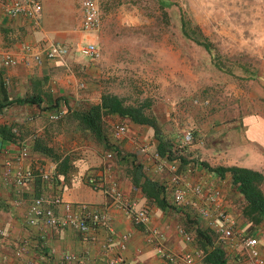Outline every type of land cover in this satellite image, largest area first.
Listing matches in <instances>:
<instances>
[{
	"label": "crops",
	"instance_id": "0c3cea01",
	"mask_svg": "<svg viewBox=\"0 0 264 264\" xmlns=\"http://www.w3.org/2000/svg\"><path fill=\"white\" fill-rule=\"evenodd\" d=\"M40 1L37 24L23 16L9 18L0 7V55L8 52L17 59L16 64H0V103L7 102L0 110V127L8 126L11 133L5 132V136L0 133V228L3 232L0 264H71L61 261L65 253L78 256L81 264H105L114 255H119L124 264H165L141 227L114 206L100 186L93 189L87 182L88 177L105 183L115 181L125 200L147 208L150 226L162 233L164 248L174 253L194 251L195 264H206L201 240L194 229L184 223L181 214L157 203L156 196L167 191L169 174L164 169L155 170L149 158L157 144L151 127L114 114L105 115L102 122L107 130L106 139L115 147L109 151L72 117L73 111L99 102V97L82 88L83 64L87 58L79 55L75 47L92 42L98 52L102 51L103 36L107 33L105 22L100 19L96 30L82 31L79 0ZM52 42L65 45L67 53L60 58L33 62L20 49L22 43L41 49ZM261 44L253 54L255 63L249 78L228 83L227 96L209 111L203 126L196 124L198 137L185 148L187 159L210 166L247 167L258 170L264 178V42ZM25 96L37 97L40 103L13 102ZM56 109L65 114L50 119V113ZM158 121L163 124L167 119L158 118ZM116 124L126 126V132L118 137L112 131ZM35 139L36 149L33 148ZM18 142L27 146L24 156L18 155ZM142 145H147L145 151L140 150ZM108 152L111 157L107 158ZM63 158L69 166L60 173L57 167ZM193 166L186 179L219 188L223 207L234 219L235 229L256 238V249L264 259V219L253 224L242 216L244 201L227 174L220 178L199 164L193 163ZM18 168L30 169L33 173L21 185L15 184L13 178ZM39 170L49 173L51 179H40L36 175ZM143 178L154 182L160 191L154 186L149 193L143 191L140 187ZM263 184L264 179L259 186L261 191ZM38 196L43 197L57 217L63 214L62 204L68 202L101 212L104 221L85 233L62 223L52 228L41 222L28 225L25 222L28 206ZM55 198L60 202H54ZM199 225H206L201 218ZM181 232H187L190 240H185ZM120 242L123 248L118 246ZM215 244L224 251L226 264H252L237 239L215 238Z\"/></svg>",
	"mask_w": 264,
	"mask_h": 264
},
{
	"label": "rangeland",
	"instance_id": "374dc122",
	"mask_svg": "<svg viewBox=\"0 0 264 264\" xmlns=\"http://www.w3.org/2000/svg\"><path fill=\"white\" fill-rule=\"evenodd\" d=\"M168 1L97 0L107 33L98 56L85 59L82 88L97 97L116 94L125 104L147 101L150 114L178 125L175 138L188 131L192 143L196 124L227 96L228 83L251 75L264 42V0ZM182 22L209 50L182 35ZM158 129L163 135L167 128Z\"/></svg>",
	"mask_w": 264,
	"mask_h": 264
},
{
	"label": "built area",
	"instance_id": "2783aa9c",
	"mask_svg": "<svg viewBox=\"0 0 264 264\" xmlns=\"http://www.w3.org/2000/svg\"><path fill=\"white\" fill-rule=\"evenodd\" d=\"M2 13L9 17L23 16L30 20L33 24L39 22L41 12L40 0H0ZM80 8V30L90 32L99 27L100 10L97 0H79ZM20 49L25 54L30 55L33 62H39L41 58L54 59L64 56L68 48L65 45L58 43H49L46 47L35 49V46L22 43ZM76 52L87 58L94 59L98 56V49L92 42L80 43L75 47ZM17 59L8 52H3L0 55V64L12 65L16 64ZM63 114L60 109L50 113V119H56ZM113 135L121 136L126 132L124 124H116L113 126ZM192 135L190 132H184L178 138L176 143L178 148H184L191 144ZM147 146V145H146ZM146 146H140L141 151L146 150ZM27 153V146L24 143L18 142V155L24 156ZM106 157H111V153H106ZM150 160L154 162V169L160 171L166 170L169 174L167 191L163 192V196L173 205L182 207L189 206L192 213L205 221L207 227L213 230L216 238L224 240L237 239L242 248L246 251V257L252 264H264V259L256 249L257 240L253 235L242 234L235 229V221L230 216L222 204V195L219 188L214 186H205L200 182H190L186 179L187 174L193 170L192 166H187L186 169L180 170L177 162L167 159L166 156H161L153 150L149 154ZM33 173L30 169L18 168L14 171L13 178L17 185L27 182ZM36 175L43 181H49L51 175L45 171L39 170ZM96 180L94 177H88L87 182L93 189L101 187V192L109 199L110 202L117 208H120L129 217L130 221L141 227V230L146 235L147 240L151 242L159 256L164 260L165 264H195V252L183 251L179 253L171 252L164 248L162 244V233L150 226V214L146 207H136L133 202L125 200L113 180ZM102 182V183H101ZM54 202H60L59 198H55ZM63 214L57 217L53 214L51 208L46 204L42 196L33 198L27 209L26 224L34 225L41 222L44 226L52 228L60 223L69 224L77 228L80 232H88L96 226H99L104 221L101 212L95 209H88L83 206L71 205L68 202L62 204ZM185 240H190V235L187 232H181ZM3 234L0 228V236ZM123 248V244H118ZM62 262H70L71 264H81L78 256L65 253L61 256ZM105 264H124L123 259L119 255H114L106 259Z\"/></svg>",
	"mask_w": 264,
	"mask_h": 264
},
{
	"label": "trees",
	"instance_id": "16d2710c",
	"mask_svg": "<svg viewBox=\"0 0 264 264\" xmlns=\"http://www.w3.org/2000/svg\"><path fill=\"white\" fill-rule=\"evenodd\" d=\"M99 2L102 0H98ZM161 7H168L172 3L168 0H158ZM101 16V15H100ZM180 31L182 35L197 45L203 46L206 50H209V46L204 42V38L198 33V36L193 37L195 33L192 28H189L184 22L179 23ZM13 102L17 104L24 103H35L39 104L40 100L34 96H25L15 99ZM7 102L0 103V110L5 106ZM11 103V102H10ZM150 103L144 101L139 104H125L123 100L116 94L103 92L100 94L99 102L89 104L88 106L78 109L72 112V117L77 120V122L86 130V132L92 134L94 138L105 145L109 151L115 150V147L110 145L107 141V130L103 128L102 117L107 114H114L119 117L127 118L130 122L136 124H143L151 127L153 131V136L157 139V144L154 151L161 156H166L167 159L177 162L178 168L180 170L186 169L187 166H192L193 163L199 164L205 167L208 171L215 173L218 177L222 178L226 174L230 178L232 186L237 188L238 193L242 196L244 204L241 208V214L247 218L251 223L258 224L264 219V194L260 189V184L263 182V175L261 172L255 169L241 167L236 165H216L210 166L205 162H197L195 160H189L184 154V148H178L176 143L178 141L179 135L176 137V129L178 128L172 124L171 121L167 120L163 122L164 126L167 128L164 134H160L158 127L161 125L152 112L150 114L149 109ZM147 109V112L145 110ZM205 116V115H204ZM204 116H202L204 118ZM179 124H185L183 122H178ZM183 127V126H182ZM191 132H195V128H191ZM198 129V128H197ZM10 135L8 126H1V135ZM5 136V135H4ZM38 145L36 144V139L33 141V148L36 149ZM40 148V147H39ZM191 162V163H190ZM69 164L66 158H63L58 163L57 171L63 173ZM155 187L158 192L159 187L152 182L150 179L143 178L140 183V187L146 193L151 192L152 187ZM157 203L160 204L162 208H167L175 213L181 214L184 218V223L191 226L194 229V233L199 237V244L203 249L204 261L206 264H226V255L224 251L219 248L216 244L213 245L216 235L212 229L206 225H199V217L192 213V209L189 206H176L171 204L165 199L161 194L156 196ZM209 247V248H208ZM208 248V250H207Z\"/></svg>",
	"mask_w": 264,
	"mask_h": 264
}]
</instances>
